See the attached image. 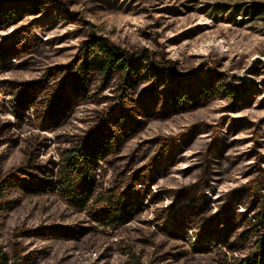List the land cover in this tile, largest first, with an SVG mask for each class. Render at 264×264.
<instances>
[{
  "label": "trees",
  "instance_id": "1",
  "mask_svg": "<svg viewBox=\"0 0 264 264\" xmlns=\"http://www.w3.org/2000/svg\"><path fill=\"white\" fill-rule=\"evenodd\" d=\"M255 9L252 16L256 14ZM57 10V3L50 0L38 4L0 0V32L18 26L22 19L42 17L17 27L0 42V73L34 71L51 61L58 53L54 44L58 41L47 38L73 20L71 14L67 20L59 18ZM77 53L72 63L50 69L39 81H0V110L18 123L14 126L12 121L5 123L0 119V137H3L0 142L18 143L13 138L14 129L26 123L30 112H34L36 128L54 133L66 127L82 106H105L104 111H97L86 136L75 137V141L57 137L60 143L75 142L73 147L60 152L59 163L53 157L39 161L41 155L49 152L51 143L49 137L38 135L26 139L29 151L22 165L6 169L0 161V264L20 263L19 258L8 255L1 246V221L14 210L15 196L59 199L93 224L112 231L132 224L151 207L158 209L160 205V211L155 212V227L172 240H185L184 235L193 229L194 242L192 237L187 241L194 254L221 250L235 253L240 247L253 245V253L243 264H264V154L260 151L264 147L261 140L264 131L261 126L254 128L249 151L233 154L229 152L234 143L226 142L230 132L224 133L222 120L209 134L203 133L201 122L195 123L190 133L170 139L158 137L155 143L145 147L140 158L149 156V152L154 155L150 157L152 166L140 177L133 174L127 178L117 173L112 189L107 190L101 189L98 175L103 166L120 157L125 145L150 122H164L215 101L227 102L225 109L228 110L248 109L261 91L256 86L228 89L220 83L217 73L178 76L150 51H129L104 37L93 36L82 42ZM109 90L113 96L105 95ZM8 96L10 103L6 101ZM237 124L236 131L244 125L241 121ZM194 137L202 138V147L196 151L191 147L185 149ZM137 151L133 149L129 156L134 165H138ZM183 165L187 167L182 169ZM239 166L247 167L241 171L242 178L246 175L253 178L240 179L235 182L238 187L228 190L225 180H231L233 173L242 169ZM169 175L178 177L177 184L181 186L175 189L176 185H163L162 179ZM153 186L156 190L151 192ZM166 199L170 202L164 205ZM77 228L80 231L53 225L27 227L21 234L29 236L34 243L43 238L75 239L81 233L96 230Z\"/></svg>",
  "mask_w": 264,
  "mask_h": 264
},
{
  "label": "rangeland",
  "instance_id": "2",
  "mask_svg": "<svg viewBox=\"0 0 264 264\" xmlns=\"http://www.w3.org/2000/svg\"><path fill=\"white\" fill-rule=\"evenodd\" d=\"M22 1L38 4L48 0ZM50 1L59 6V11H55L59 18L67 20L68 15L73 16L72 21H67L69 24L62 25L47 38L57 39L58 42L54 44L58 53L38 70L0 73V81H39L50 69L72 63L78 55L81 43L95 36L107 38L129 51H150L158 61L178 76L217 73L221 78L220 83L228 89L256 86L261 91L248 109L228 110L225 109L227 102L215 101L194 112L175 116L164 122H150L143 132L125 145L118 159L103 166L98 172L101 189H112L119 174L127 178L133 174L140 177L152 166L150 157L154 155L149 152V156L147 154L140 158L145 147L155 143L158 137L170 139L190 133L199 122L203 125V130H206L203 133L209 134L222 120L224 133L230 132L229 141H225L234 143L229 152L233 154L249 151L255 126H261L264 131V0ZM254 8L256 14L252 16ZM41 18L36 16L22 19L18 26L0 32V42L11 36L17 27L26 26L31 19L38 21ZM146 89L145 87L144 90ZM105 95L110 97L114 94L109 90ZM6 101L10 103L11 97H6ZM104 109L105 106L84 105L66 127L54 133L36 128L34 112H30L27 121L32 122L26 121L22 127L14 129L13 138L19 142H0V161L4 162L6 169L22 165L29 151L26 139L38 135L40 138L49 137L51 143L49 152L41 155L39 161L44 162L53 157L59 163L60 152L73 147L75 142L60 143L57 137L64 136L65 139L62 137V140L75 141V137L86 136L97 111L102 112ZM0 119L5 123L12 121L14 126L18 124L13 117L6 116L1 110ZM240 121L244 125L247 122L250 124L243 125L236 131ZM261 140L264 142V137ZM202 141V138H190L184 148L198 150L202 147ZM133 149L138 150L135 154L138 165L130 163L129 156ZM260 151L264 154V147ZM148 163L150 164L147 165ZM186 167L183 165L182 169ZM242 167L239 166V169ZM246 169L247 167L235 171L231 180H225L228 190L238 187L235 182L249 176H241ZM172 175L161 182L166 186L176 185L173 186L176 189L181 186L177 184L180 179L176 174L175 177ZM140 188L144 186L141 185ZM155 190L154 186L151 187V192ZM14 198V210L7 213L1 221V246L8 255L19 258V264H243L244 259L254 251L253 245H249L240 247L235 253L221 250L196 255L187 241L188 237H192L194 242L193 229L184 235L185 240H172L155 227V212L160 211V205L158 209L151 207L132 224L112 231L93 224L89 218L75 213L59 199ZM169 202L166 199L163 204ZM52 225L76 232L80 231L77 226L94 227L96 230L87 234L81 233L75 239L43 238L34 243L29 236L21 234L27 227ZM34 249L37 251L33 252Z\"/></svg>",
  "mask_w": 264,
  "mask_h": 264
}]
</instances>
